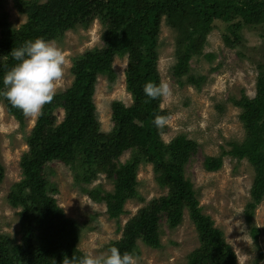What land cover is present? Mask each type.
Masks as SVG:
<instances>
[{
  "label": "trees",
  "instance_id": "16d2710c",
  "mask_svg": "<svg viewBox=\"0 0 264 264\" xmlns=\"http://www.w3.org/2000/svg\"><path fill=\"white\" fill-rule=\"evenodd\" d=\"M14 7L26 22L14 29L0 20V88L4 73L16 63L11 58V50L25 41L36 38L59 41L67 32L77 28L86 30L98 21L103 27V46L72 59L71 85L56 93L53 101L44 106L26 138L28 151L19 162L21 180L11 187L7 197L9 206L19 210L20 238L14 242L0 234V264H62L64 256L81 255L79 227L65 217L56 199L49 194L44 168L61 162L70 168H85L87 172L94 166L105 172L104 163L110 161L106 156L117 162L126 151L131 152L130 159L119 167H111L113 191L102 198L108 218L117 220L124 215L125 203L135 196L140 165L152 166L158 187L167 189L168 195L142 209L125 225L122 237L109 247L116 246L121 253L137 255V241L141 240L145 246L157 249L160 246L156 231L158 215L166 212L167 222L174 228L181 222L183 209H187L204 247L192 254L188 264H236L223 233L214 228L210 217L202 214L193 185L184 177V167L196 148L195 143L184 136L162 143L164 130H158L152 121L156 115H168L159 109L161 98L148 99L143 87L147 82L160 83L156 47L162 21L175 32L176 64L171 68V75L180 86L186 78L198 90L203 79L190 74V63L202 56L207 36L218 25L226 47L242 46L243 30L261 28L264 31V1L14 0ZM125 56L128 59L125 88L133 103L128 108L119 102L113 103L114 128L106 136L99 135L93 101L95 86L98 78L114 84L113 61ZM1 100L7 114L23 129L22 112L7 100ZM230 102L241 111L239 119L246 135L234 156L246 159L253 169L249 208L254 211L264 199V65L259 71L254 98L242 95ZM56 110L63 112L60 123L54 116ZM220 161L207 159L205 170L218 171ZM92 177L82 180L89 184ZM3 179L0 163V185ZM88 195L94 201L99 199L97 192ZM250 218L247 216L246 221Z\"/></svg>",
  "mask_w": 264,
  "mask_h": 264
},
{
  "label": "rangeland",
  "instance_id": "374dc122",
  "mask_svg": "<svg viewBox=\"0 0 264 264\" xmlns=\"http://www.w3.org/2000/svg\"><path fill=\"white\" fill-rule=\"evenodd\" d=\"M1 19L14 29L26 22L15 9L14 0H0ZM102 32L101 24L94 21L88 29L77 28L67 32L61 40L54 41L67 57L65 74L57 83L56 93L66 90L73 81L70 72L72 59L89 50L102 48ZM242 35V46L228 48L221 38L220 26H215L206 38L202 56L190 63V74L203 79L197 90L186 78L180 86L171 75V68L176 64L175 32L162 21L156 47L157 70L160 83H167L172 95L162 97L159 106L160 111L169 117L168 124L162 129L161 141L168 144L177 136H184L195 143L196 148L184 167V177L193 185L202 214L210 217L214 228L223 233L224 242L234 254L236 264H264V199L254 211L250 210L249 194L254 172L246 159L239 160L234 156L240 151L246 134L239 119L241 111L230 102L231 99L239 100L242 95L250 99L255 96L256 81L264 65V31L261 28L258 31L243 30ZM127 61V56L114 59V84L105 78L97 80L93 101L99 135L106 136L114 128L113 103L119 102L126 108L132 106L133 101L124 82ZM54 116L60 123L63 112L56 110ZM36 120L24 116L21 129L7 114L0 98V163L4 169L0 185V234L14 242L20 238L19 210L9 206L7 197L11 187L21 180L19 162L28 151L26 138ZM130 157L131 152L126 151L116 162L107 155L111 162L104 163L105 172L96 166L87 172L85 168H70L61 162L45 166L43 174L50 188L49 194L56 199L65 217L79 227L80 252H106L109 244L122 237L125 225L142 209L167 197L168 190L158 187L152 166L140 165L136 172L135 196L125 203L124 215L117 220L108 218L102 198L113 191L114 177H109L111 167L125 164ZM207 159L221 160L218 171L205 170ZM91 176V182L85 184L82 179ZM90 192H97L99 199L92 200L88 195ZM247 216L251 217L249 222L246 221ZM156 231L159 248L153 249L141 240L137 241L138 264H188L192 254L204 248L187 209H183L181 222L174 228L168 224L166 212H161Z\"/></svg>",
  "mask_w": 264,
  "mask_h": 264
},
{
  "label": "clouds",
  "instance_id": "9594fccd",
  "mask_svg": "<svg viewBox=\"0 0 264 264\" xmlns=\"http://www.w3.org/2000/svg\"><path fill=\"white\" fill-rule=\"evenodd\" d=\"M11 58L16 63L2 77L0 98L7 100L24 116L38 118L44 106L53 101L57 83L64 77L67 63L65 52L55 42L36 38L12 49ZM143 92L150 100L172 95L170 86L164 82H147ZM168 122L169 117L164 115H156L152 121L158 130ZM62 264H138V256L121 253L116 246H111L100 254L84 252L71 258L64 256Z\"/></svg>",
  "mask_w": 264,
  "mask_h": 264
}]
</instances>
